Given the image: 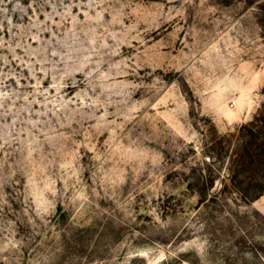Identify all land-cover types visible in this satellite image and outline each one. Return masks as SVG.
<instances>
[{
    "label": "rangeland",
    "instance_id": "374dc122",
    "mask_svg": "<svg viewBox=\"0 0 264 264\" xmlns=\"http://www.w3.org/2000/svg\"><path fill=\"white\" fill-rule=\"evenodd\" d=\"M0 264H264V0H0Z\"/></svg>",
    "mask_w": 264,
    "mask_h": 264
}]
</instances>
